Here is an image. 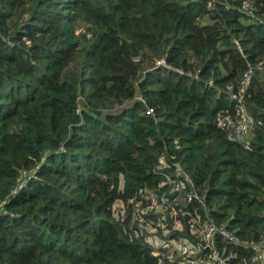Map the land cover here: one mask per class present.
<instances>
[{
	"label": "trees",
	"instance_id": "1",
	"mask_svg": "<svg viewBox=\"0 0 264 264\" xmlns=\"http://www.w3.org/2000/svg\"><path fill=\"white\" fill-rule=\"evenodd\" d=\"M161 156L264 264V0H0V264H180L134 219Z\"/></svg>",
	"mask_w": 264,
	"mask_h": 264
},
{
	"label": "built area",
	"instance_id": "2",
	"mask_svg": "<svg viewBox=\"0 0 264 264\" xmlns=\"http://www.w3.org/2000/svg\"><path fill=\"white\" fill-rule=\"evenodd\" d=\"M151 110L149 108L147 112ZM252 123V116L247 113L244 107H241L240 115L233 124V132L237 136H246ZM156 168L162 169L163 179L159 186L166 188L161 193L145 188V197L149 199V202L147 206L140 208L138 213H134V219L139 223V226H143V232L146 233V236L154 234L153 236L158 238L157 247H170V249L175 250L182 258L180 264H222L217 250L214 249L215 234L220 232L230 240H233V235L224 228H218L207 213L201 217L200 213L196 211L191 213L186 209L187 204L193 199L201 203V198L195 191L189 173L178 163L172 167L167 159L161 156ZM181 218H184V221L188 223L189 232L199 236L198 242H193L185 237L162 238L163 235L172 232V230H181L184 222ZM207 247L211 249L209 259H205L201 255L202 249Z\"/></svg>",
	"mask_w": 264,
	"mask_h": 264
},
{
	"label": "rangeland",
	"instance_id": "3",
	"mask_svg": "<svg viewBox=\"0 0 264 264\" xmlns=\"http://www.w3.org/2000/svg\"><path fill=\"white\" fill-rule=\"evenodd\" d=\"M118 206V204H116ZM149 232V231H148ZM154 234H150V236H147L146 238L150 240V242L153 244V246L158 245L159 241L156 236H153ZM170 248V247H169Z\"/></svg>",
	"mask_w": 264,
	"mask_h": 264
}]
</instances>
